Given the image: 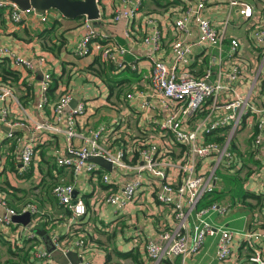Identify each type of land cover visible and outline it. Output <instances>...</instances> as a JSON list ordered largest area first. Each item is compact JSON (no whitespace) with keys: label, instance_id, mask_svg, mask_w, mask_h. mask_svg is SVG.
<instances>
[{"label":"crops","instance_id":"obj_1","mask_svg":"<svg viewBox=\"0 0 264 264\" xmlns=\"http://www.w3.org/2000/svg\"><path fill=\"white\" fill-rule=\"evenodd\" d=\"M141 1L142 6L138 14L129 22L131 37L126 36V26H128L126 22L114 23L112 20L115 12L124 5L123 0H105L99 7L101 19L96 29L108 34L112 40L128 49V53L121 60L123 68L114 64L115 71L112 72L115 79L130 80L124 84L126 92L120 98H116L115 94L110 97V89L105 79L89 70L96 57L79 58L74 53L76 44L86 33L84 17L68 19L58 10L51 9L45 12L47 15L45 23L38 16L30 14L21 24H13L7 10H0L2 20L0 46L10 48L16 55L27 60L36 62V58L43 57L46 62L44 66H38L36 62L37 68L34 71L11 63L13 69L19 71L21 75L19 82H9L6 85L12 89L19 103L7 100L6 103L0 104L4 107L8 103L9 118L14 122L24 118H30L33 122H53L55 105L63 95L70 94L73 100L66 114L77 108L79 104L85 106L84 113L77 117L76 129L79 136L73 139L75 146H81L83 138L88 136L90 131L103 126L106 128L104 133L106 140L103 139L102 144L112 150H125L128 156L126 161L131 165L135 163V153L144 147L146 142L152 140L163 142L162 150L169 152L165 161H179L184 155L185 148L168 140L166 146L158 125V122H163L170 115L171 110L165 109L157 100L150 97L149 83L152 60L160 59L169 65L174 63L172 44L179 37L174 22L180 15L184 2ZM232 1L236 0H213L205 11L206 17L218 30L222 32L225 30L227 38L222 46L223 60L210 67L211 81L220 79L225 84H229L227 76L222 75V70L227 73L234 64H239L241 76L236 83L238 92L249 97L254 105L262 106L264 53L262 49H257L253 45L252 33L264 29V0H237L253 8L252 17L248 20L239 14L238 7L231 6ZM149 19L155 21L162 36L159 51H155L143 42L150 29L147 26ZM52 28L54 31L50 36L45 34ZM189 29L191 36L188 39L194 42L198 37L197 26L191 23ZM231 39H240L242 42L240 50L234 54L230 50ZM193 52L192 72L196 77L202 78L209 68L210 60L217 55V50L195 47ZM45 73L51 74L52 87L48 94L49 103L40 109L38 107L40 90ZM129 95L132 97L128 98ZM232 98L233 94L227 93L219 99L221 102H228ZM144 102L147 106L143 105ZM212 104L209 101L205 110L199 116L191 118L186 127L192 129L203 120L220 119L218 117L224 115L225 111L212 109ZM65 118L66 115L59 124L63 128L66 127ZM256 123L255 115L251 114L243 118L240 129L231 137V150L241 162V168L235 172L221 167L219 170L221 176L215 193L205 198L199 205L202 208L211 202L227 204L230 208L223 217L230 213L233 206L235 212L249 211V215L244 220L237 217L234 212L224 219L225 223L221 225L212 223L217 228L224 227L234 231L232 255L228 264H247L254 250H264V189L257 175L262 160L256 159L254 154L256 153L254 140L258 133ZM230 127L219 130L216 137H223L224 141L231 135ZM10 131L15 133V139L8 138ZM108 134L112 137L107 136ZM201 134L205 135L203 132ZM107 137L119 138L125 147L113 145ZM206 140L210 138L207 137ZM27 143L34 145L35 156L27 174H22L20 149L21 144ZM13 145H16L15 151L11 149ZM67 149L68 143L63 133L34 131L27 127L13 129L0 125V196L8 200L10 207L18 211L28 204L36 206L38 213L32 215L33 226L35 229L46 231L51 241L56 236L65 238L61 241L65 244L84 239L85 246L72 251L78 262L135 264L131 259L119 258L114 253L115 251L129 253L135 250L140 253L143 264H155L148 258L144 245L149 241H160V235L165 230L173 231L176 227L172 207L161 204L155 199V192L162 185V181L156 180L151 174H145L134 200L122 208L107 204L105 198L136 178L135 171L114 167L110 172L95 163L98 167L95 173L82 170L75 174L72 169L57 164L58 157L67 155ZM258 151L264 160V141ZM35 161L38 164L34 166ZM13 163L16 164L17 172L12 169ZM204 169L205 172L209 170V168ZM167 172V182L173 184L181 182L182 177L176 170L168 169ZM104 175L110 178L108 184L103 182ZM235 176L241 178V186L237 182L233 187L224 184L225 179H233ZM60 183L74 186V199L83 200L86 204L85 217L73 218L68 209L55 198L53 188ZM246 192L260 196L262 204H258L257 200L244 199L243 194ZM4 214L5 209L0 207V216ZM194 223L195 217L192 215L191 224ZM20 226L23 225L14 223V226L0 228L2 240L13 244L20 243L24 238L16 236ZM208 239L212 240L211 245L207 247ZM218 242L219 235L209 236L198 254L186 261H182L181 258L167 261L170 264H219L216 259ZM38 244L40 251L48 250L45 239H41V243ZM60 255L59 249L53 252L54 259L60 258Z\"/></svg>","mask_w":264,"mask_h":264},{"label":"built area","instance_id":"obj_2","mask_svg":"<svg viewBox=\"0 0 264 264\" xmlns=\"http://www.w3.org/2000/svg\"><path fill=\"white\" fill-rule=\"evenodd\" d=\"M96 1L100 7L105 0ZM165 1L175 3L178 0ZM181 1L184 2V6L174 22V28L179 35L172 44L174 63L169 65L160 59L152 60L149 83L150 97L157 100L165 109L171 110L170 115L163 122H158V125L162 132L161 138L164 139L166 146H168L166 142L168 140L185 148L184 155L179 161H165L164 159L168 158L169 152L162 150L163 142L152 140L146 142L144 147L138 151L137 163L131 165L126 161L128 156L125 150H112L102 144L103 139L106 140V134H104L106 128L103 126L90 131V134L83 138V144L75 146L73 139L79 136L76 129L77 117L84 113L85 106L79 104L77 108L66 114L73 100L70 94L63 95L55 105L53 122H33L30 118L14 122L9 118L7 103L4 107L0 106V125L9 126L13 129L27 127L34 131L45 130L56 134L63 133L68 143L67 155L58 157L57 164L60 167L72 169L75 174L82 170L95 173L98 167L95 163L90 162L93 157H103L116 168L133 169L136 178L107 196L105 198L107 204L122 208L134 200L145 174H151L156 180L162 181V185L155 192V199L161 204L172 207L176 227L173 228V231L165 230L160 235V241H149L144 245L148 258L155 264H162L172 258H181L182 261H186L202 250L207 237L217 235H219V242L216 259L219 264H228L232 255L234 231L224 227L217 228L208 219L213 214L225 216L230 206L218 202H211L202 208L199 205L205 198L215 193L219 180L217 173L221 167L235 172L241 168V162L231 150V137L240 129L243 118L251 114L255 115L257 121L258 133L254 140L256 150L254 154L256 159L262 160L257 175L264 189V160L258 151L264 141V103L262 106H256L249 97L238 92L236 83L241 76L239 64H234L227 73L222 70V75L227 76L229 84H225L220 79L215 82L211 81L212 70L210 67L223 60L222 46L227 39L225 30L223 32L218 30L205 15L208 4L213 0ZM123 3L124 5L115 12L112 20L114 23L126 22L128 24L126 36L131 37L129 22L138 14L142 1L123 0ZM231 6L238 7L239 14L245 20L252 17L253 8L249 4L236 0L231 2ZM0 10H7L9 19L13 24H21L30 14L38 16L44 23L47 21L46 13L40 14L33 8L21 10L19 5L11 1L0 0ZM191 23H194L198 29V37L194 42L188 39L191 36L189 29ZM147 26L150 29L143 42L155 51H159L161 33L153 19L147 21ZM84 27L86 33L76 44L75 55L79 58L96 57L103 63H113L123 68L121 60L128 53V49L112 40L108 34L98 31L93 21L87 17H84ZM252 34L253 45L257 49H262L264 53V29L255 30ZM229 44L232 54L240 50L242 46L240 39H231ZM195 47L217 50V55L210 60L209 68L202 78L196 77L191 69ZM5 58H9L13 64L31 71L36 70V62L38 66H44L46 63L43 57L36 58V62L27 60L16 55L10 48L0 46V60ZM51 78L50 73H45L43 76L38 105L40 109L49 103L48 91L51 86ZM227 93L233 94V98L228 102H221L219 98ZM261 95L264 100V76ZM131 97L132 95L128 96V98ZM142 97L145 98L143 94ZM7 100L16 104L19 103L12 89L0 86V104L6 103ZM209 101L213 103L212 109H221L225 111V114L218 117L220 119L203 120L194 128L188 129L186 127L187 122L191 118L199 116ZM143 105L147 106V103L144 102ZM65 115L66 127L63 128L59 124L64 120ZM227 127H230L231 135L227 136L223 142L214 139L206 140L207 137H216L219 130ZM201 132L205 135H202ZM8 138L15 139V133L10 131ZM21 145L22 166L20 172L26 174L35 156V147L30 143ZM132 160L133 158L130 162ZM204 168H209V170L205 172ZM168 169L176 170L182 177L179 184L167 182ZM103 182L106 184L110 182L108 175L103 176ZM74 191L73 185L60 183L54 186L53 195L62 206L71 210L73 218L81 219L87 215V207L83 200L74 199ZM0 207L5 209V214L0 216V228L14 226L13 218L17 215L26 212H30L31 215L38 213L37 207L33 204H28L21 211H18L10 207L8 200L1 196ZM192 215L195 217L194 225L191 224ZM36 235L34 226H20L16 234L19 238H35ZM51 242L65 256L69 252L85 246L84 239H78L72 244H65L60 242L56 236ZM36 258L42 260L44 264H57L53 253L48 250L39 251ZM77 264L85 263L82 261ZM247 264H264V250H254L253 254L249 256Z\"/></svg>","mask_w":264,"mask_h":264},{"label":"trees","instance_id":"obj_3","mask_svg":"<svg viewBox=\"0 0 264 264\" xmlns=\"http://www.w3.org/2000/svg\"><path fill=\"white\" fill-rule=\"evenodd\" d=\"M0 21L1 20V16H0ZM54 31V29H50L47 30L45 32V34H48L50 36V34H52V32ZM44 35V34H43ZM11 59L9 58H5L0 60V86H6L7 84H9V82L12 83H17L20 80V72L16 71L13 69V67L11 66ZM89 70L94 72L98 77H102L103 79H105L109 89H110V97H113L114 94L116 95V98H120L123 94H125L126 89L124 84L127 82H130V80H126V79H115L112 76V72L115 71V65L112 63H103L100 61L99 58H96L94 60V62L89 66ZM52 85V84H51ZM50 89L48 91V94L50 93ZM117 126V125H116ZM111 136V134H108L107 136ZM112 137V136H111ZM111 139V138H110ZM107 137L108 141H112L113 145H118L119 147H125L122 143V141H120V139H111L110 140ZM214 139L215 141H223V137H215V138H210ZM115 140V141H113ZM118 140V141H117ZM11 149L13 151H15L16 149V145H13L11 147ZM15 160V158H14ZM138 160V152L135 153L134 156V162H137ZM16 164L13 163L12 165V169H15L14 171L17 172L16 169ZM27 174V173H26ZM228 179V178H227ZM233 179H235V181H238L237 184H240L241 186V178L239 177H233ZM243 198L244 199H253V200H257L258 204H262V198L260 196H256L250 193H244L243 194ZM245 203H247L245 201ZM248 206H251V204L247 203ZM68 209V208H67ZM68 211L71 213L72 216V212L71 210L68 209ZM23 240L20 243H12L10 241L6 242L3 241L1 236H0V264H41V260H38L36 258V254L40 251L39 250V242L41 243V239H44L41 236L36 235L35 238H22ZM111 239V237L109 238ZM65 240V238H59V241H63ZM68 244H72L73 242L70 243L67 242ZM6 248V252H4L2 249ZM119 258H123V259H131L135 264H143L141 261V255L138 251H132L129 253H120L115 251L114 252ZM107 259H110V256H107ZM163 264H170V262H168L167 260L163 262Z\"/></svg>","mask_w":264,"mask_h":264},{"label":"water","instance_id":"obj_4","mask_svg":"<svg viewBox=\"0 0 264 264\" xmlns=\"http://www.w3.org/2000/svg\"><path fill=\"white\" fill-rule=\"evenodd\" d=\"M11 1L19 5L21 10H27L33 8L36 12L43 14L48 10H58L65 18L77 19L81 17H87L93 21L94 26L99 25L101 17L100 9L96 0H5ZM90 162L96 163L104 169L112 172L114 166L111 162L107 161L103 157H93ZM13 222L18 225L32 227V215L30 212H26L21 215H17L13 218ZM38 236L43 237L46 240L48 251L53 253L56 251V247L52 244L50 236L46 231L35 229ZM57 264H77L78 259L74 252H69L66 256L61 253L60 258L55 259Z\"/></svg>","mask_w":264,"mask_h":264},{"label":"rangeland","instance_id":"obj_5","mask_svg":"<svg viewBox=\"0 0 264 264\" xmlns=\"http://www.w3.org/2000/svg\"><path fill=\"white\" fill-rule=\"evenodd\" d=\"M36 164H38L37 163V161H35L34 162V166L36 165ZM218 176H221V171H219L218 170ZM233 174V173H232ZM114 175V174H113ZM235 182H238V181H235V179H231V178H228V179H225V181H224V184L226 185V186H231V187H233V186H235L234 185V183ZM243 187V186H242ZM230 195V194H229ZM229 197V196H228ZM230 198V197H229ZM27 201V200H26ZM245 209V208H244ZM247 209V208H246ZM235 212V207L233 206V209L231 208V210H230V213L229 214H231V213H234ZM228 214V215H229ZM234 214H236L237 215V217H239V218H241L242 220H244L246 217H247V215H249V211H241V212H235ZM227 215V216H228ZM235 215V216H236ZM227 216L226 217H223V216H219V215H217V214H213L209 219H208V221L209 222H211V223H215V224H217V225H221V224H223V223H225V221H224V219L225 218H227ZM232 216H234V215H231V217ZM208 238V237H207ZM217 239V238H216ZM211 240L212 239H208L207 241V247L208 246H210L211 245ZM4 252H6V248H3L2 249Z\"/></svg>","mask_w":264,"mask_h":264}]
</instances>
